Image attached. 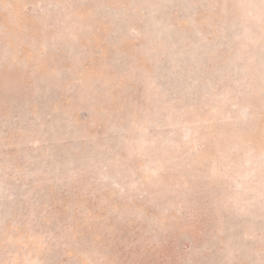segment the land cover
I'll return each mask as SVG.
<instances>
[{
    "label": "rangeland",
    "instance_id": "obj_1",
    "mask_svg": "<svg viewBox=\"0 0 264 264\" xmlns=\"http://www.w3.org/2000/svg\"><path fill=\"white\" fill-rule=\"evenodd\" d=\"M0 264H264V0H0Z\"/></svg>",
    "mask_w": 264,
    "mask_h": 264
}]
</instances>
